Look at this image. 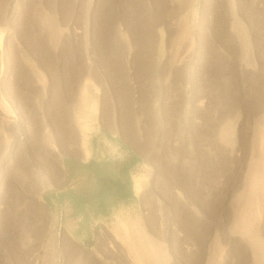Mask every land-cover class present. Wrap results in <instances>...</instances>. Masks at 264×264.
<instances>
[{"label": "rangeland", "instance_id": "374dc122", "mask_svg": "<svg viewBox=\"0 0 264 264\" xmlns=\"http://www.w3.org/2000/svg\"><path fill=\"white\" fill-rule=\"evenodd\" d=\"M0 31V264L264 263V0H0Z\"/></svg>", "mask_w": 264, "mask_h": 264}, {"label": "crops", "instance_id": "0c3cea01", "mask_svg": "<svg viewBox=\"0 0 264 264\" xmlns=\"http://www.w3.org/2000/svg\"><path fill=\"white\" fill-rule=\"evenodd\" d=\"M71 189H72V186H66L65 188H63L61 190L54 191L51 194L52 198H48V196L45 195L44 203H45V205L48 208L50 213L53 214L55 212V210L57 212V209H58L57 204H58V202L64 201L65 204H66V207H68L69 205L73 204V194H72ZM76 199H77L76 205H79V204L83 203V197L82 196H78V197H76ZM72 213H73V210L66 209V217L68 218V220H72L73 219ZM83 216H86V215L83 213ZM69 233H71V232H69ZM73 233L74 232H72V234Z\"/></svg>", "mask_w": 264, "mask_h": 264}, {"label": "bare ground", "instance_id": "6f19581e", "mask_svg": "<svg viewBox=\"0 0 264 264\" xmlns=\"http://www.w3.org/2000/svg\"><path fill=\"white\" fill-rule=\"evenodd\" d=\"M2 38H3V37H2V33H1V31H0V45H1V43H2ZM68 91H69V90H68ZM1 108H2L3 110H5L6 112L10 113V111H9L10 109H9V107H8V105H7V102H6L4 99H2ZM87 157H88V156H87ZM67 165H68V164H67ZM79 167H80V166H79ZM70 169H71V168H70ZM263 179H264V178H263ZM93 180H94V179H93ZM261 182H262V181H261ZM91 183H93V182H91ZM263 183H264V182H263ZM93 184H94V183H93ZM95 184H96V183H95ZM95 186H96V185H95ZM87 187H88V186H87ZM263 187H264V186H263ZM239 188H240V186L236 187V189H238V190H239ZM93 190H95V188H94ZM263 194H264V190H263ZM260 201H261V200H260ZM263 201H264V200H263ZM136 233H137V232H136ZM151 240H152V239H151ZM153 240H154V239H153ZM151 244H152V243H151ZM153 245H154V244H152V245L149 244V246L152 247V250H151V251H152L153 255H155L157 258L159 257L160 260L163 261V258L165 257V256H164L165 254L161 252V249H160V248H158V249H159V250H158L156 247H153ZM154 246H155V245H154ZM151 247H150V248H151ZM250 247H251V246L249 245V243H247V244L245 245V248H244V249H246L247 251H250L251 248H252V247H251V248H250ZM156 257H155V258H156ZM158 260H159V259H158ZM160 260H159V261H160ZM161 261H160V262H161ZM162 264H163V263H162ZM263 264H264V263H263Z\"/></svg>", "mask_w": 264, "mask_h": 264}]
</instances>
